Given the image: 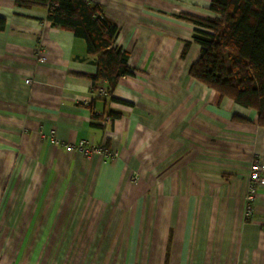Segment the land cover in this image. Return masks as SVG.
Returning a JSON list of instances; mask_svg holds the SVG:
<instances>
[{"label":"crops","instance_id":"obj_1","mask_svg":"<svg viewBox=\"0 0 264 264\" xmlns=\"http://www.w3.org/2000/svg\"><path fill=\"white\" fill-rule=\"evenodd\" d=\"M86 1L129 54L120 102L84 40L0 0V264H264V187L245 214L264 127L189 76L200 46L183 58L198 28L179 16L214 18L212 0ZM81 140L118 156L66 151Z\"/></svg>","mask_w":264,"mask_h":264},{"label":"trees","instance_id":"obj_2","mask_svg":"<svg viewBox=\"0 0 264 264\" xmlns=\"http://www.w3.org/2000/svg\"><path fill=\"white\" fill-rule=\"evenodd\" d=\"M16 6L46 9L53 27L84 40L88 55L97 63V73L90 77L93 86L107 84V96L120 102L114 98L115 89L133 73L128 52L116 45L119 28L106 17L104 7L86 0H16ZM210 11L214 18L179 16L198 28L184 48L183 58L192 44L201 47L189 76L222 98L254 110L257 125L264 127V0H212ZM5 27L6 20L0 16V31ZM93 119L99 117L93 114ZM234 120L244 122L240 117Z\"/></svg>","mask_w":264,"mask_h":264},{"label":"built area","instance_id":"obj_3","mask_svg":"<svg viewBox=\"0 0 264 264\" xmlns=\"http://www.w3.org/2000/svg\"><path fill=\"white\" fill-rule=\"evenodd\" d=\"M37 60L44 62L45 58L41 55V49H36ZM32 80L28 79L27 84H31ZM102 94L106 93V90L100 89L99 92ZM41 138H47L50 143L61 144V141L57 138L54 132L48 135L40 133ZM68 153H78L84 157H95L98 156L102 158L103 161L114 159L118 156V152L109 149L106 145H93L84 140L77 143L68 142L64 145ZM264 187V163L260 159H253L249 165V170L247 174V193L245 196L246 201V219L248 221L254 218L255 214V202L258 196V189Z\"/></svg>","mask_w":264,"mask_h":264}]
</instances>
